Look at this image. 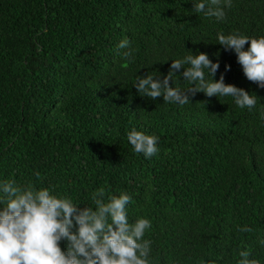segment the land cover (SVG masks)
<instances>
[{"label":"trees","instance_id":"obj_1","mask_svg":"<svg viewBox=\"0 0 264 264\" xmlns=\"http://www.w3.org/2000/svg\"><path fill=\"white\" fill-rule=\"evenodd\" d=\"M195 3L0 0V180L50 187L81 207H95L100 187L127 192L130 222L151 220V264H237L242 250L264 264V88L217 43L220 32L264 36V0H232L223 21ZM125 38L133 62L117 47ZM198 51L219 59L216 79L230 64L225 83L254 92L257 106L138 93L137 75L162 80L171 60ZM184 70L170 85L190 86ZM132 128L157 135L158 153L134 152Z\"/></svg>","mask_w":264,"mask_h":264},{"label":"clouds","instance_id":"obj_2","mask_svg":"<svg viewBox=\"0 0 264 264\" xmlns=\"http://www.w3.org/2000/svg\"><path fill=\"white\" fill-rule=\"evenodd\" d=\"M232 0H196L195 11L217 21L226 19V9ZM217 43L236 53L237 62L249 81L264 88V36L250 37L238 31L217 33ZM248 45L247 48L245 45ZM129 62L135 57L129 39L117 45ZM166 76L161 80L151 75H137L135 88L141 96L185 105L197 92L207 97H232L241 109L253 110L258 97L254 92L225 83L224 72L216 79L219 59L213 62L207 52L171 60ZM184 68L183 80L189 87H173L169 81ZM260 115L264 118V112ZM127 140L136 153L151 158L158 153L159 137L132 128ZM35 175L38 177L39 172ZM95 207L75 203L67 195H58L50 187L18 184L15 180H0V264H151V240L145 233L151 220L140 217L130 222V194L121 191L108 194L104 187L92 196ZM241 231H251L244 227ZM264 246V240L260 241ZM251 253L242 250L237 264H260L249 259Z\"/></svg>","mask_w":264,"mask_h":264}]
</instances>
